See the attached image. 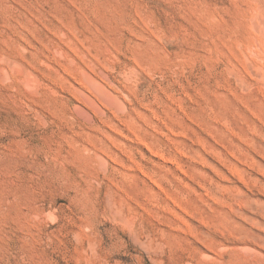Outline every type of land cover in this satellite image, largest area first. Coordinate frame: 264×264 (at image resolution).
Segmentation results:
<instances>
[{"label": "rangeland", "instance_id": "374dc122", "mask_svg": "<svg viewBox=\"0 0 264 264\" xmlns=\"http://www.w3.org/2000/svg\"><path fill=\"white\" fill-rule=\"evenodd\" d=\"M0 264H264V0H0Z\"/></svg>", "mask_w": 264, "mask_h": 264}, {"label": "bare ground", "instance_id": "6f19581e", "mask_svg": "<svg viewBox=\"0 0 264 264\" xmlns=\"http://www.w3.org/2000/svg\"><path fill=\"white\" fill-rule=\"evenodd\" d=\"M92 82L94 83V81H91V83ZM97 89L105 97V99L108 103L113 104V106L115 105L117 108L121 106L122 100L120 101L117 98L118 96L116 97L114 94H112L109 90L105 89L104 87L97 86ZM84 97L95 110L99 111L102 109L101 106H99L100 104L96 102L97 100H94L93 98H91L90 96H88L86 94H84ZM80 111L85 117H87V118L90 117V114L88 112H86L85 110L81 109Z\"/></svg>", "mask_w": 264, "mask_h": 264}]
</instances>
